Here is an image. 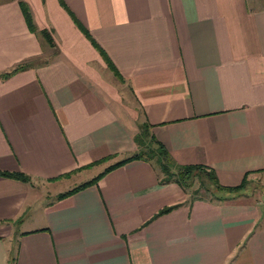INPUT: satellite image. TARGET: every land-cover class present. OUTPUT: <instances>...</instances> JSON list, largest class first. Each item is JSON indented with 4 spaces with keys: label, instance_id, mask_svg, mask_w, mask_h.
Instances as JSON below:
<instances>
[{
    "label": "crops",
    "instance_id": "obj_1",
    "mask_svg": "<svg viewBox=\"0 0 264 264\" xmlns=\"http://www.w3.org/2000/svg\"><path fill=\"white\" fill-rule=\"evenodd\" d=\"M23 63L0 76V171L31 176L0 175V264H264V193L198 197L133 159L59 198L143 124L222 185L264 174V0H0V74Z\"/></svg>",
    "mask_w": 264,
    "mask_h": 264
},
{
    "label": "trees",
    "instance_id": "obj_2",
    "mask_svg": "<svg viewBox=\"0 0 264 264\" xmlns=\"http://www.w3.org/2000/svg\"><path fill=\"white\" fill-rule=\"evenodd\" d=\"M21 9L29 28L33 29L34 26L30 11L26 4L22 1ZM27 66V63L19 64L10 71L0 74V76L2 78H7L16 72L23 70ZM114 72L118 75L117 71L114 70ZM135 140L139 146V151L135 155L108 167L105 172L101 173L96 178L83 183L66 193L60 194L59 198L62 199L73 194L74 192L86 188L91 184H95L106 172L119 167L133 159H142L148 162L156 161L160 167V175L162 177L161 183L176 182L185 191H191L193 195H196L198 197L209 196L217 200H224L229 198L233 194H236L245 189L249 183L248 177L246 176L240 185L225 186L219 182L216 171L213 169H208L207 167L200 165H178L174 161L167 148L151 135L150 125L148 124L141 125L140 132ZM0 175L18 179L24 182L31 181V176L22 171H0ZM175 207L176 206L167 207L163 211H161V213L170 211ZM16 261L17 255L13 253L11 255V258L9 259V264H16Z\"/></svg>",
    "mask_w": 264,
    "mask_h": 264
},
{
    "label": "rangeland",
    "instance_id": "obj_3",
    "mask_svg": "<svg viewBox=\"0 0 264 264\" xmlns=\"http://www.w3.org/2000/svg\"><path fill=\"white\" fill-rule=\"evenodd\" d=\"M89 175L87 172H85L82 176H79L76 181H69L66 180L62 182L61 184H56L54 186V189L52 187L50 190H52V193H56L59 191H65L69 188L73 187L75 184H78L80 182H84L85 180L89 179ZM247 194H255V193H264V174L258 175L255 177V179L249 180V184L246 187Z\"/></svg>",
    "mask_w": 264,
    "mask_h": 264
}]
</instances>
